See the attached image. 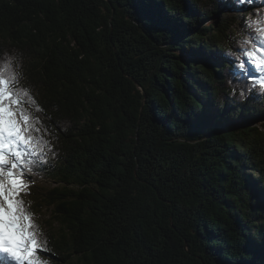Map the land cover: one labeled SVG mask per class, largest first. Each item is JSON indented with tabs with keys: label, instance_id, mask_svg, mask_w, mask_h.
<instances>
[{
	"label": "trees",
	"instance_id": "obj_1",
	"mask_svg": "<svg viewBox=\"0 0 264 264\" xmlns=\"http://www.w3.org/2000/svg\"><path fill=\"white\" fill-rule=\"evenodd\" d=\"M237 5L0 0L47 264H264V88L236 59L264 0Z\"/></svg>",
	"mask_w": 264,
	"mask_h": 264
},
{
	"label": "snow or ice",
	"instance_id": "obj_2",
	"mask_svg": "<svg viewBox=\"0 0 264 264\" xmlns=\"http://www.w3.org/2000/svg\"><path fill=\"white\" fill-rule=\"evenodd\" d=\"M246 2L250 0H237L241 5ZM246 28L251 35L240 42L236 59L239 72L250 77L252 66L264 72V15L250 19ZM11 68V60L0 65V254L15 264H47L41 259L47 251L46 242L40 240L37 226L31 214L24 210L20 195L29 191L26 175L35 166L46 163L43 135L34 134L40 133V129L31 115L19 107L21 102L12 88L19 77L15 72L10 79L4 76ZM253 83L264 88V78Z\"/></svg>",
	"mask_w": 264,
	"mask_h": 264
},
{
	"label": "rangeland",
	"instance_id": "obj_3",
	"mask_svg": "<svg viewBox=\"0 0 264 264\" xmlns=\"http://www.w3.org/2000/svg\"><path fill=\"white\" fill-rule=\"evenodd\" d=\"M233 10H243V7L239 4L237 5L235 8H232ZM258 46H259V43H258ZM215 67H217V65L215 64ZM250 72H251V76L253 78H255V80H258V79H261V78H264V72H260V71H256L254 69V66L250 67ZM0 203H2V201H0ZM8 258V257H7Z\"/></svg>",
	"mask_w": 264,
	"mask_h": 264
},
{
	"label": "water",
	"instance_id": "obj_4",
	"mask_svg": "<svg viewBox=\"0 0 264 264\" xmlns=\"http://www.w3.org/2000/svg\"><path fill=\"white\" fill-rule=\"evenodd\" d=\"M112 13H113V10H112ZM142 94H143V99H142V104H141V108H142V105H143V100L145 99V93L142 91Z\"/></svg>",
	"mask_w": 264,
	"mask_h": 264
},
{
	"label": "bare ground",
	"instance_id": "obj_5",
	"mask_svg": "<svg viewBox=\"0 0 264 264\" xmlns=\"http://www.w3.org/2000/svg\"><path fill=\"white\" fill-rule=\"evenodd\" d=\"M1 258V257H0Z\"/></svg>",
	"mask_w": 264,
	"mask_h": 264
}]
</instances>
